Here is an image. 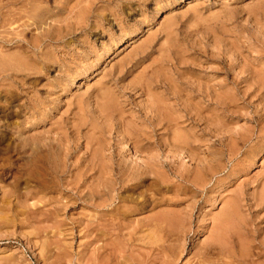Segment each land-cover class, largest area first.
Masks as SVG:
<instances>
[{
	"label": "rangeland",
	"instance_id": "374dc122",
	"mask_svg": "<svg viewBox=\"0 0 264 264\" xmlns=\"http://www.w3.org/2000/svg\"><path fill=\"white\" fill-rule=\"evenodd\" d=\"M263 131L264 0H0V264H264Z\"/></svg>",
	"mask_w": 264,
	"mask_h": 264
},
{
	"label": "bare ground",
	"instance_id": "6f19581e",
	"mask_svg": "<svg viewBox=\"0 0 264 264\" xmlns=\"http://www.w3.org/2000/svg\"><path fill=\"white\" fill-rule=\"evenodd\" d=\"M32 3V2H31ZM26 4H27V2H26ZM25 8V7H24ZM32 8V7H31ZM45 11V10H44ZM43 11V12H44ZM7 12V11H6ZM31 12V11H30ZM37 12V11H36ZM49 12V11H48ZM16 14H18V13H16ZM15 14V15H16ZM36 14V13H35ZM38 14V13H37ZM47 14V13H46ZM26 15V14H25ZM6 16V15H5ZM37 16V15H36ZM47 16V15H46ZM2 17V16H1ZM7 17V16H6ZM37 18V17H36ZM53 18V17H52ZM2 21V20H1ZM41 22V21H40ZM11 25V24H10ZM33 25V24H32ZM26 28V27H25ZM51 60V59H50ZM8 65V64H7ZM33 68H35V67H33ZM38 70V69H37ZM261 132V131H260ZM264 132V131H263ZM178 138V137H177ZM251 138V136L249 137V138H247L246 139V141H248L249 139ZM180 139V138H179ZM260 141V140H259ZM264 141V140H263ZM264 149V143H256L255 144V146L254 147H252L251 148V150H249L248 152V154H250V157H249V159L253 162V159L258 155V154H260V152L262 151ZM258 157V156H257ZM140 166V165H139ZM206 169H208V168H206ZM209 171H211L210 169H208ZM207 172V171H206ZM140 175V174H139ZM142 176V175H141ZM200 176V175H199ZM202 178V177H201ZM202 181V180H201ZM199 182H200V180H199ZM262 191V190H261ZM263 193V195H262V199H264V192H262ZM232 210H233V208H231ZM227 212V211H226ZM236 212V211H235ZM230 214V213H229ZM229 214H227V213H223V215H222V217H223V219H227V220H229L230 219V217H231V214L229 215ZM221 217V218H222ZM227 220H226V224H227ZM235 221V220H234ZM231 221L229 220L228 221V223H230ZM221 223V222H220ZM225 223V222H224ZM231 224V223H230ZM229 226V225H228ZM231 226H232V224H231ZM220 228V227H219ZM222 228V227H221ZM220 228V229H221ZM222 230V229H221ZM221 230H220V232H221ZM220 234V233H219ZM217 242V241H216ZM264 244V243H263ZM262 251H264V247H262V249H261ZM245 251V250H244ZM248 255V254H247ZM246 255V252H242V257H245V256H247ZM239 256V255H238ZM239 258H241V257H239Z\"/></svg>",
	"mask_w": 264,
	"mask_h": 264
}]
</instances>
